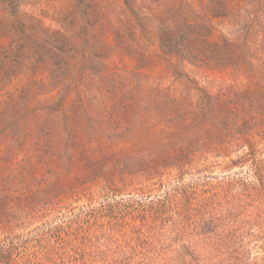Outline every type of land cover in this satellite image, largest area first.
Masks as SVG:
<instances>
[{
    "label": "trees",
    "instance_id": "16d2710c",
    "mask_svg": "<svg viewBox=\"0 0 264 264\" xmlns=\"http://www.w3.org/2000/svg\"><path fill=\"white\" fill-rule=\"evenodd\" d=\"M89 1L77 0L79 8L91 10ZM176 1L167 11V26L159 24L167 79L173 82L167 87L150 77L106 79L98 60L108 45L95 26L85 38L77 37L78 28H41L26 38L22 22L0 21V89L26 69H43L54 92L28 106L22 126L16 111L7 115L11 121L2 131L15 148L35 138L37 158L54 167L53 189L42 191V206L88 187L114 196L148 195L166 177L178 183L185 176L210 175L219 159L221 171L247 167L254 179L239 180L234 192L182 186L147 211L132 206L118 219L112 210L102 235L91 242L92 259H105L103 264H133L137 251L143 252L141 264H213L203 252L209 243L195 238L207 235L208 221L221 222L232 206L246 214V233L264 251V161H258L264 146V0H189L191 7ZM122 3L129 26L138 17L136 0ZM215 27L225 29L219 42L210 40ZM206 71L229 74L236 87L214 91ZM10 103L13 110L21 108L16 98ZM122 144L128 154L114 157L111 149ZM31 205L24 212L32 213Z\"/></svg>",
    "mask_w": 264,
    "mask_h": 264
},
{
    "label": "rangeland",
    "instance_id": "374dc122",
    "mask_svg": "<svg viewBox=\"0 0 264 264\" xmlns=\"http://www.w3.org/2000/svg\"><path fill=\"white\" fill-rule=\"evenodd\" d=\"M188 1L176 2L193 6V2ZM172 2L136 0L138 17L132 19L133 23L129 20V26H124L128 13L122 0H90L91 10L79 8L77 0H0V21L22 22L26 29L23 36L26 38L32 30L35 32L41 28L48 32L66 33L78 28L77 37L85 38L86 31L95 26L102 42L108 45L106 53L98 60L106 79L135 82L141 77H150L152 81L161 82L167 87L173 86V82L167 79V54L161 48L159 24L167 26V11L175 3ZM262 21L263 28L260 30L264 32V18ZM225 28L229 27L225 25ZM224 30L215 27L210 40L219 42ZM20 31L23 28L18 29ZM3 44L7 48L5 50L11 49L7 38ZM132 71L140 76L131 75ZM204 76L214 91L221 89L227 92L232 86L236 87L229 74L206 71ZM48 83L47 71L26 69L0 89V264H103L105 259H96L98 263L92 259L94 255L90 248L91 242L102 235L101 229L110 220L107 216L112 210L118 219L132 206H138L142 212L147 211L182 186L196 188L199 185H212L216 191L231 188L234 192L239 180L247 184L254 181L247 167L221 171L219 164H223V160L219 159L210 175L185 176L178 183L171 180L172 177L168 180L166 177L162 184L152 187L148 195L137 192L114 196L88 187L74 195L64 196L55 201V205L42 206V191L53 189L50 186L54 184V167L48 165L46 159L43 162L37 158L39 150L35 146V138L15 148L8 133L2 131L5 124L11 121L7 115L16 111L22 126L29 107L54 97ZM123 88H120V92L124 89L128 91L127 87ZM12 98L19 101L20 109L13 110L10 103ZM6 117L8 119L5 121ZM128 152L129 147L125 144L111 149L114 157L125 156ZM258 161H264V146L259 149ZM71 178L72 174L67 173L65 182L68 183ZM45 179L51 180V183L48 185ZM204 194L202 197L206 199L207 193ZM29 205L33 208L30 214L24 212ZM232 207L234 209L230 214H227L228 211L223 213L227 217L221 222L216 219L208 221L207 235H199L195 240L209 243L203 252L213 258V264H258L264 257V251L257 248L260 247L259 243L253 242V237L246 233L248 229L243 222L246 214L242 215L235 210V206ZM138 220L136 223L139 224ZM122 221L118 220L121 225L125 220ZM139 228V238L144 240L145 228ZM142 256V251L135 252L133 264H141ZM109 260L106 258V263Z\"/></svg>",
    "mask_w": 264,
    "mask_h": 264
}]
</instances>
